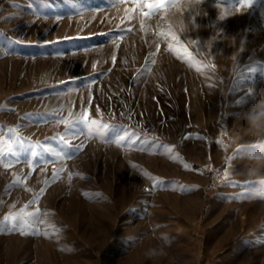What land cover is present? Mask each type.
Listing matches in <instances>:
<instances>
[{
  "label": "rangeland",
  "instance_id": "374dc122",
  "mask_svg": "<svg viewBox=\"0 0 264 264\" xmlns=\"http://www.w3.org/2000/svg\"><path fill=\"white\" fill-rule=\"evenodd\" d=\"M217 3L240 14L205 48L214 31L169 32V8L0 0V221L37 213L39 233H0V264H264V201L234 151L264 91V0H206L199 24ZM86 109L109 127L57 122Z\"/></svg>",
  "mask_w": 264,
  "mask_h": 264
},
{
  "label": "clouds",
  "instance_id": "9594fccd",
  "mask_svg": "<svg viewBox=\"0 0 264 264\" xmlns=\"http://www.w3.org/2000/svg\"><path fill=\"white\" fill-rule=\"evenodd\" d=\"M206 0H175L172 7L169 8L165 19L169 32L175 31L184 35L194 33L201 27L210 28L214 35L203 41L205 48H212L217 40H226L229 36L224 35L223 29L217 26L232 15L240 13L225 14L221 11L217 3L214 7L217 9L216 20L206 24H199L198 18H207L208 11L203 7ZM200 43L199 39H196ZM191 42V39L189 40ZM220 54V53H217ZM249 96L252 101L250 110L244 115L247 122L246 131L252 139L234 143L236 158L242 163L246 172L245 196L248 200L264 201V91H256L255 88H249ZM89 135H95L102 138L103 133L95 128H90Z\"/></svg>",
  "mask_w": 264,
  "mask_h": 264
},
{
  "label": "snow or ice",
  "instance_id": "6c2138e0",
  "mask_svg": "<svg viewBox=\"0 0 264 264\" xmlns=\"http://www.w3.org/2000/svg\"><path fill=\"white\" fill-rule=\"evenodd\" d=\"M253 0H241V6L243 7H251ZM134 3L137 8H145L147 11H144L141 13L142 16H149L151 15L155 10L159 9H166L170 8L174 5L175 0H155L154 3L148 2V3H142L141 0H134ZM129 14H131L135 9H129ZM128 31H131V29H128ZM161 36L167 37L171 35V38L173 40L176 39L174 34L171 33H160ZM115 42V41H114ZM113 64H115L116 57H112ZM95 68V64L93 65ZM91 87V85H89ZM91 107V97H89V108ZM70 116H72V113H69ZM58 123L66 124L67 131L71 133L73 136L78 135H86V129L89 124H97L100 125L102 130L107 129L109 126L106 124H103L102 121L97 119H90L89 118V112L88 110H84L81 113H78L74 116L72 120H59ZM61 143L65 144V146L68 145V141L65 139L64 136H60L58 138ZM117 144H119V141H116ZM39 146V145H38ZM81 149L77 147L75 149L76 152H79ZM45 152H47L49 155L53 157L54 160H64L66 158H71L73 153H65L61 150L53 149L51 147L45 148ZM32 155H37L36 152H33ZM32 164H29V167H32ZM4 167H11V163L4 164ZM187 167V166H186ZM59 171H63V169H60ZM147 175V174H146ZM57 176V173H53V177L55 178ZM225 178H227V173H225ZM71 179V177H69ZM15 183H20L19 180H17ZM43 191V189L41 190ZM38 199V197H37ZM35 202V201H34ZM39 210H37L38 212ZM27 217H31L32 219H28ZM27 217L21 215V214H10L9 216L4 217L2 221H0V233H13V232H19L21 235H35L39 234L38 231L32 227L33 224L38 222V216L37 213H27Z\"/></svg>",
  "mask_w": 264,
  "mask_h": 264
}]
</instances>
